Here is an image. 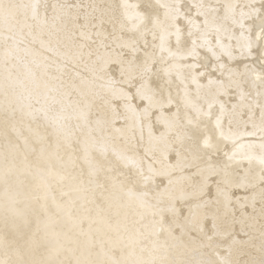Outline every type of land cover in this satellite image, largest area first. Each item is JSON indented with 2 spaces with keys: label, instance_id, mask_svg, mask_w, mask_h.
<instances>
[{
  "label": "snow or ice",
  "instance_id": "1",
  "mask_svg": "<svg viewBox=\"0 0 264 264\" xmlns=\"http://www.w3.org/2000/svg\"><path fill=\"white\" fill-rule=\"evenodd\" d=\"M0 264H264V0H0Z\"/></svg>",
  "mask_w": 264,
  "mask_h": 264
},
{
  "label": "bare ground",
  "instance_id": "2",
  "mask_svg": "<svg viewBox=\"0 0 264 264\" xmlns=\"http://www.w3.org/2000/svg\"><path fill=\"white\" fill-rule=\"evenodd\" d=\"M37 48H39V45H37ZM244 118L246 119L247 117L245 116ZM245 167H247L246 163H245ZM232 191L235 193V195H233V197H232L233 202H235L238 198L241 201H243V198L246 195L245 190L243 188H234Z\"/></svg>",
  "mask_w": 264,
  "mask_h": 264
}]
</instances>
